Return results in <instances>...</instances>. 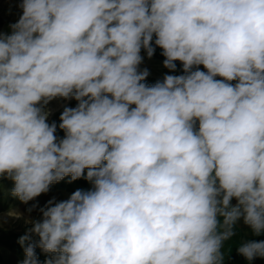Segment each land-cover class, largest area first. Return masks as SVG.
<instances>
[{
    "label": "clouds",
    "instance_id": "obj_1",
    "mask_svg": "<svg viewBox=\"0 0 264 264\" xmlns=\"http://www.w3.org/2000/svg\"><path fill=\"white\" fill-rule=\"evenodd\" d=\"M19 7L0 33V178L24 204L65 177L92 184L25 220L21 264H41L37 247L43 264H224L238 222L264 233V0ZM154 36L183 74L147 85ZM57 98L78 102L62 139L47 123ZM237 253L264 258V240Z\"/></svg>",
    "mask_w": 264,
    "mask_h": 264
},
{
    "label": "rangeland",
    "instance_id": "obj_2",
    "mask_svg": "<svg viewBox=\"0 0 264 264\" xmlns=\"http://www.w3.org/2000/svg\"><path fill=\"white\" fill-rule=\"evenodd\" d=\"M16 19L22 15V9L19 5L16 8ZM16 21V22H17ZM78 102L74 99H54L46 107L50 109V115L47 119V123L53 122L57 125L55 135L58 139H62L65 135L64 131L59 128L60 115L65 107L74 108ZM58 105V108L56 106ZM51 108H55L51 112ZM85 170V175H86ZM70 177H65L58 183H54L50 186L47 193H42L34 200L29 201L28 204L21 203L17 198L10 195V190L14 186L13 181L10 179L0 178V264H21L24 259V252L21 245L18 243L19 238L26 233V230L31 228V224L25 223L26 219L39 220L41 219V212L38 209H34L31 213L27 211L32 205H39L42 195L46 194L48 201L55 199V201L67 200L70 195L77 189L88 191L92 188V184L83 177L69 183ZM10 209L18 210L23 214V218L16 219L8 215ZM32 240H38V237L33 235ZM36 254L43 264L46 256L38 247L36 248Z\"/></svg>",
    "mask_w": 264,
    "mask_h": 264
},
{
    "label": "crops",
    "instance_id": "obj_3",
    "mask_svg": "<svg viewBox=\"0 0 264 264\" xmlns=\"http://www.w3.org/2000/svg\"><path fill=\"white\" fill-rule=\"evenodd\" d=\"M21 3V0H0V33H11V24L16 23L17 6ZM155 36L153 38V47H155L154 55L151 59L147 57L146 52L142 49L141 56L144 57L142 64L139 66V70L147 69L149 75L146 77L144 83L147 85H154L157 81H162L165 75H182V64L176 61V71L172 72L163 66L165 57L161 54L162 49L154 44ZM200 70L206 71L203 66H199ZM220 79V77H217ZM233 84L236 81L231 82ZM58 108V105L57 107ZM55 108H51V112ZM47 195L44 194L41 197L40 205L47 203ZM236 203L235 199L232 201ZM37 206V205H36ZM249 240H264V233L259 236H255L251 229L243 224V221L237 223L235 226V235L224 242L222 251L224 253V264H264V258H255L251 262L247 261L244 257L237 253V248L244 242Z\"/></svg>",
    "mask_w": 264,
    "mask_h": 264
},
{
    "label": "bare ground",
    "instance_id": "obj_4",
    "mask_svg": "<svg viewBox=\"0 0 264 264\" xmlns=\"http://www.w3.org/2000/svg\"><path fill=\"white\" fill-rule=\"evenodd\" d=\"M68 100H70V99H68ZM56 107H57V106H56ZM45 204H46V203H44L43 205H40V204H39V205H37V207H36L35 209H38V210H39L40 208H43Z\"/></svg>",
    "mask_w": 264,
    "mask_h": 264
}]
</instances>
